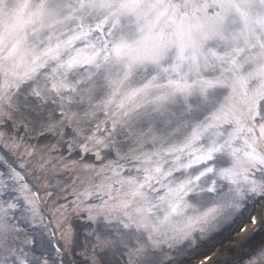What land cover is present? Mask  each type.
<instances>
[{
    "label": "snow or ice",
    "instance_id": "obj_1",
    "mask_svg": "<svg viewBox=\"0 0 264 264\" xmlns=\"http://www.w3.org/2000/svg\"><path fill=\"white\" fill-rule=\"evenodd\" d=\"M249 216L264 0H0V264H207Z\"/></svg>",
    "mask_w": 264,
    "mask_h": 264
},
{
    "label": "rangeland",
    "instance_id": "obj_2",
    "mask_svg": "<svg viewBox=\"0 0 264 264\" xmlns=\"http://www.w3.org/2000/svg\"><path fill=\"white\" fill-rule=\"evenodd\" d=\"M45 207H48V206L45 205ZM234 224H237V223L235 222V223L231 224L228 227L231 228L232 226H234ZM228 227L226 228L227 230H228ZM263 229H264V225L260 228L261 231L259 230L255 235H253L251 237V241L249 242V245L248 244L246 245L249 249L247 251H244V253L242 254V256H244L246 254H250L251 251H253L257 246L260 245L261 241H264V232H262ZM220 234L212 237L210 240H207V241L202 242L200 244V247L195 250L196 256L198 257L201 254H203L204 252H206L210 248V247H207V246L210 245L211 243L213 244V242H216V241L220 240L221 238H224L225 237V236L220 235ZM226 237H228V235H226ZM242 256H240V259H236V260H235V258H233V259L230 258V260H229V262H227V264H240V260H241ZM184 263L189 264L190 261H184ZM213 264H226V262L223 263V262H220V260H217Z\"/></svg>",
    "mask_w": 264,
    "mask_h": 264
},
{
    "label": "bare ground",
    "instance_id": "obj_3",
    "mask_svg": "<svg viewBox=\"0 0 264 264\" xmlns=\"http://www.w3.org/2000/svg\"><path fill=\"white\" fill-rule=\"evenodd\" d=\"M264 231V230H263Z\"/></svg>",
    "mask_w": 264,
    "mask_h": 264
}]
</instances>
